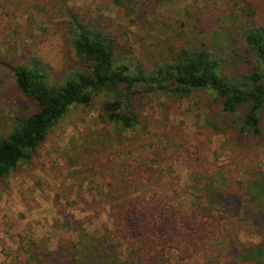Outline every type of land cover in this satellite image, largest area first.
Returning <instances> with one entry per match:
<instances>
[{
	"label": "rangeland",
	"instance_id": "obj_1",
	"mask_svg": "<svg viewBox=\"0 0 264 264\" xmlns=\"http://www.w3.org/2000/svg\"><path fill=\"white\" fill-rule=\"evenodd\" d=\"M3 1L0 134L33 108L14 85L17 62L34 60L51 82L74 68L62 3L80 15L102 16L123 34L128 44L122 61L131 71L140 64L151 73L170 45L201 42L225 75L247 67L238 36L246 25L239 0H128L129 17L116 13L109 0ZM112 97L99 92L88 106H71L31 161L18 163L0 180V264L22 257L16 253L20 236L24 246L33 240L41 254L52 255L65 242L71 245L80 226L86 238L107 228L114 252L125 254L130 247L113 229L117 209L127 204L137 211L161 206L180 217L172 230L181 235L173 233V239H183L170 253V264H264V207L242 208L246 181L264 178V124L260 136H229L212 126L219 115L211 93L178 97L138 88L131 98L138 125L124 131L98 116L102 102ZM209 186L221 193L219 202L207 199ZM155 238L154 245L165 246ZM245 251L259 254L257 261L243 260Z\"/></svg>",
	"mask_w": 264,
	"mask_h": 264
},
{
	"label": "trees",
	"instance_id": "obj_2",
	"mask_svg": "<svg viewBox=\"0 0 264 264\" xmlns=\"http://www.w3.org/2000/svg\"><path fill=\"white\" fill-rule=\"evenodd\" d=\"M109 2L116 13L124 17L133 12L128 0ZM239 2L246 25L240 27L238 36L246 49L248 61L244 70L240 69L232 76L223 73L224 67L203 42L187 47L170 45L168 55L153 63L151 73L140 64L131 71L122 61L128 44L123 34L111 23L103 21L102 16L80 15L62 3L60 9L66 16L62 29L73 50L74 68L69 72L62 71L60 81L51 82L34 60L28 62L23 57L14 65V85L33 108L16 118L8 133L0 134V180L7 177L18 163L31 161L47 133L64 118L71 106H88L94 94L99 92L113 95L102 102L98 114L101 122L124 131H132L138 125L131 98L136 89L142 88L170 92L178 97L196 91L211 93L219 115L218 121L212 125L217 132L229 136L234 132L241 137L260 136L264 124V0ZM0 9H5L3 0H0ZM204 191L207 199L219 202L221 193L215 187L209 186ZM243 198L245 205L242 208L247 210V205L254 203L262 210L264 178L256 175L247 180ZM157 208L141 207L137 211L127 204L125 208L117 209L113 233L125 242L127 248L130 247L125 254L114 252L109 243L111 232L107 228L98 236L88 232L86 238L80 234L81 226L75 229L71 245H65V242L52 255L41 254L33 240L24 246V237L21 236L16 253L26 264H170V253L183 239H173L174 234L181 235L180 231L172 230L173 223L180 217L161 206ZM154 210H158L157 213ZM126 225L129 229L120 233ZM193 226L192 223L191 228ZM152 237H157L153 242L161 240L165 246L154 245ZM169 242L174 245L170 250ZM258 256L245 251L240 257L245 261L252 258L257 261ZM20 259L14 258L9 264H16Z\"/></svg>",
	"mask_w": 264,
	"mask_h": 264
}]
</instances>
